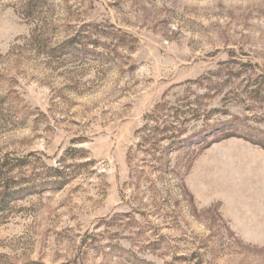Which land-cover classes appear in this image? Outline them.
Wrapping results in <instances>:
<instances>
[{"label": "rangeland", "instance_id": "obj_1", "mask_svg": "<svg viewBox=\"0 0 264 264\" xmlns=\"http://www.w3.org/2000/svg\"><path fill=\"white\" fill-rule=\"evenodd\" d=\"M0 264H264V0H0Z\"/></svg>", "mask_w": 264, "mask_h": 264}]
</instances>
